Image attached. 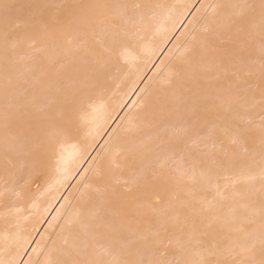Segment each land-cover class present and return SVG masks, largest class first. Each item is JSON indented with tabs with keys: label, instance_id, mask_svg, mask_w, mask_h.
<instances>
[{
	"label": "bare ground",
	"instance_id": "bare-ground-1",
	"mask_svg": "<svg viewBox=\"0 0 264 264\" xmlns=\"http://www.w3.org/2000/svg\"><path fill=\"white\" fill-rule=\"evenodd\" d=\"M13 1L0 264H264V0Z\"/></svg>",
	"mask_w": 264,
	"mask_h": 264
},
{
	"label": "rangeland",
	"instance_id": "rangeland-1",
	"mask_svg": "<svg viewBox=\"0 0 264 264\" xmlns=\"http://www.w3.org/2000/svg\"><path fill=\"white\" fill-rule=\"evenodd\" d=\"M13 2L16 3L17 1L15 0V1H13ZM13 2H12V3H13ZM18 3H19V6L21 5L20 2H17V3L15 4V6H14V4H13V7H17V6H18ZM10 5H11V4H10ZM11 6H12V5H11ZM11 6H9V7L12 8V9H10V8L8 7V8H9V11L7 10L8 8L6 9L8 14H9V12H10V14H13L14 8L11 7ZM19 6H18L17 8H15V11L17 12V13H16V12L14 11V15H15V16H12V15L9 14L11 17H18V16H21V15H22V13H21L22 11H23V13H24V8H21V7H23V6H21V7H19ZM20 8L23 9V10H22V11H17V9H20ZM18 12H20V14H18Z\"/></svg>",
	"mask_w": 264,
	"mask_h": 264
}]
</instances>
